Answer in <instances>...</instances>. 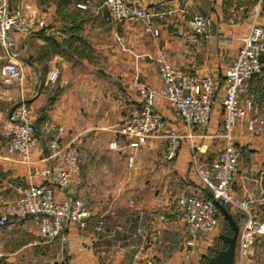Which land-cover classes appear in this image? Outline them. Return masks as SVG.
Segmentation results:
<instances>
[{
	"label": "crops",
	"instance_id": "0c3cea01",
	"mask_svg": "<svg viewBox=\"0 0 264 264\" xmlns=\"http://www.w3.org/2000/svg\"><path fill=\"white\" fill-rule=\"evenodd\" d=\"M103 1L11 0L12 9L29 21L31 33L18 38L15 59L0 48V213L18 196L28 172L48 165L47 143L63 128L62 141H74L81 150L77 194L90 216L85 230L71 224L51 242L41 239L31 220H12L0 228V264H144L146 259L203 264L208 246L214 245L216 237H207L187 246L178 213L181 196L208 198L197 168L213 162L224 146L220 102L210 125L195 130V148L185 140L172 161L164 158V135L125 152L117 131L139 111L137 85L162 88L158 68L164 57L185 72L210 69L222 81L237 53L233 40L248 30L257 9L264 19V0H144L156 36L140 24L110 22ZM198 14L211 20L212 40L193 33ZM10 58L23 72L17 88L5 84L1 74ZM53 72L58 74L55 83L50 81ZM247 97L254 110L235 131L243 155L232 193L248 196L264 220V78L251 81ZM19 102H26L40 130L29 165L9 155L2 134L12 123L10 109ZM156 109L167 122L165 133L182 128L165 99ZM251 118L263 121L253 132L248 130ZM56 192L58 199L64 197ZM101 219L103 229L97 232Z\"/></svg>",
	"mask_w": 264,
	"mask_h": 264
},
{
	"label": "built area",
	"instance_id": "2783aa9c",
	"mask_svg": "<svg viewBox=\"0 0 264 264\" xmlns=\"http://www.w3.org/2000/svg\"><path fill=\"white\" fill-rule=\"evenodd\" d=\"M143 1L104 0L103 5L111 22L141 24L147 33L156 36L158 31L152 30L151 26L153 14ZM80 7L85 8L83 5ZM211 27V20L201 14L196 15L191 24L194 34L205 36L208 40H212ZM30 33L31 26L23 13L12 9L11 0H0V48L15 59L13 51L18 38ZM233 41L237 44V53L225 70L222 81L211 73L201 76L186 73L164 57L159 65L162 88L157 90L146 84L137 86L139 111L118 129L117 134L125 143V152L140 148L150 137L164 135V158L172 161L181 152L185 140L190 142L192 149L195 148L198 136L195 130L210 125L212 111L220 102L224 146L213 162L201 164L197 168L202 187L210 198L181 196L178 218L185 224L186 245L195 247L198 240L211 239L218 231L221 217L218 203L243 210L246 221L240 228L235 264H247L256 240L264 236V221L251 211L250 200H240L232 193V184L243 155V150L236 142L235 131L239 122L248 118L254 110L253 101L247 97L251 81L256 77L264 78V19L258 9L248 30ZM11 58L1 67L3 82L7 85L23 78L17 60ZM57 79L58 74L53 72L50 81L55 83ZM161 99H165L174 110L181 121V129L165 133L167 122L156 109ZM11 120L12 125L2 133L7 137L9 155L29 165L39 145L40 130L35 117L28 105L22 104L14 111ZM262 124L263 121L251 118L248 120V130L256 131ZM63 134L64 129L60 128L58 136L47 143L48 165L36 172H28L27 182L19 189L18 196L6 204L5 210L0 213V228L9 227L12 220H31L45 242L61 237L71 224L86 229L90 212L86 202L77 194L81 150L74 141L64 143L61 139ZM200 137L206 138V135ZM199 151L205 152V146H201ZM133 160V155H130L129 162ZM57 189L63 193L62 199L57 198ZM103 223V219L99 220L94 230L102 231ZM144 264L166 263L146 259Z\"/></svg>",
	"mask_w": 264,
	"mask_h": 264
},
{
	"label": "water",
	"instance_id": "95a60500",
	"mask_svg": "<svg viewBox=\"0 0 264 264\" xmlns=\"http://www.w3.org/2000/svg\"><path fill=\"white\" fill-rule=\"evenodd\" d=\"M25 103L26 102H19L14 104L10 109L9 117L12 118L14 111ZM218 207L228 225L225 231L219 236V240L222 243L221 246L215 249L214 255L209 256L203 264H235L240 228L224 205L218 203Z\"/></svg>",
	"mask_w": 264,
	"mask_h": 264
},
{
	"label": "rangeland",
	"instance_id": "374dc122",
	"mask_svg": "<svg viewBox=\"0 0 264 264\" xmlns=\"http://www.w3.org/2000/svg\"><path fill=\"white\" fill-rule=\"evenodd\" d=\"M86 6H88L86 4ZM194 20V19H193ZM111 22V21H110ZM114 23V22H112ZM122 24V23H121ZM141 25V24H140ZM31 26V25H30ZM144 27V26H143ZM146 30V28H145ZM6 52V51H5ZM7 54V53H6ZM159 69V68H158ZM185 72V71H184ZM197 72V71H196ZM199 73H195L193 72V74H197L199 76L201 75H204V74H213V72H211L210 69H207V68H203L201 70L198 71ZM186 73H190L192 74L191 72H186ZM19 80H16V81H13L12 83L9 84L10 87H18L19 85ZM144 84V83H143ZM141 85V84H140ZM147 85V84H146ZM19 86H22L21 84ZM138 86V85H137ZM137 89V88H136ZM127 123V122H126ZM12 125V123H11ZM119 136V135H118ZM9 153V152H8ZM238 197V196H237ZM240 200H243V201H251V199L247 196V197H238ZM229 209V212L234 216V217H237L240 221V225H241V228L243 226V224L245 223L246 221V214L244 213L243 210H237V209H232L231 207L227 206ZM252 209V207H251ZM253 212V214L256 216V214L254 213L253 209L251 210ZM257 217V216H256ZM242 219H244V222L243 224L241 223L242 222ZM260 219V218H259ZM264 221V220H263ZM220 224H219V229L218 231L214 234V237L216 236L217 237V234L220 233V235L224 232L225 228L227 227V221L225 220V218L221 215V219L219 220ZM240 225H239V228H240ZM213 237V239H214ZM219 239H215L214 241V244L215 242L216 243H219L218 242ZM214 246V245H213ZM1 254V253H0ZM208 254H206L205 256H207ZM2 256V255H1ZM205 256L202 258V262L205 261ZM160 261V260H158ZM247 264H264V236L258 238L256 240V243L251 251V254L248 256V260H247Z\"/></svg>",
	"mask_w": 264,
	"mask_h": 264
},
{
	"label": "trees",
	"instance_id": "16d2710c",
	"mask_svg": "<svg viewBox=\"0 0 264 264\" xmlns=\"http://www.w3.org/2000/svg\"><path fill=\"white\" fill-rule=\"evenodd\" d=\"M208 198H210V196L208 195ZM226 207V209L228 210L229 208L227 207V206H225ZM219 208V207H218ZM220 210V209H219ZM229 211V210H228ZM223 216V214L221 213V211H220V216ZM232 215V214H231ZM233 216V215H232ZM224 217V216H223ZM233 218L235 219V221L237 222V224H238V222H239V219L237 218V217H234L233 216ZM220 219H221V217H220ZM226 220V219H225ZM216 239H219V237H216ZM218 242L219 243H216L215 242V244H214V246H212V247H210L209 249H208V252H207V256H205V261H206V259L209 257V256H212V255H214V253H215V249H217V248H219L220 246H221V241L220 240H218ZM204 261V262H205ZM203 262V263H204Z\"/></svg>",
	"mask_w": 264,
	"mask_h": 264
}]
</instances>
